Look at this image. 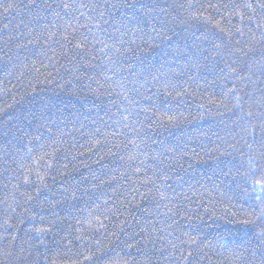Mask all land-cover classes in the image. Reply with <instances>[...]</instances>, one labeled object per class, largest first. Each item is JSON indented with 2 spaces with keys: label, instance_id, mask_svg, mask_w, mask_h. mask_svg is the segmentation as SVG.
<instances>
[{
  "label": "trees",
  "instance_id": "1",
  "mask_svg": "<svg viewBox=\"0 0 264 264\" xmlns=\"http://www.w3.org/2000/svg\"><path fill=\"white\" fill-rule=\"evenodd\" d=\"M245 2L0 0V264H170L172 243L179 264H261L264 43L252 82L225 79L264 23L222 7Z\"/></svg>",
  "mask_w": 264,
  "mask_h": 264
},
{
  "label": "snow or ice",
  "instance_id": "2",
  "mask_svg": "<svg viewBox=\"0 0 264 264\" xmlns=\"http://www.w3.org/2000/svg\"><path fill=\"white\" fill-rule=\"evenodd\" d=\"M63 7L65 9L70 10L72 8V5L65 3ZM112 7L115 8L116 5H112ZM213 7H217V6L214 5ZM222 7H225V8L231 7L234 13L239 16V19L241 22L244 21L245 13L243 10L245 9L249 13L248 15L249 20H252L257 12L261 13V19L264 20V0H246V2L243 3L242 5L233 4L231 6L223 5ZM13 8H14V5L12 3H8L4 5L5 13L12 10ZM77 8H81V9L87 8L89 13H91L93 10H99L100 19L104 20L105 18L106 13L103 10V6L100 3H80L77 5ZM81 15H86V14L81 12ZM92 19H95V17H93ZM105 22L107 21L105 20ZM85 27H87V25H85ZM96 27H100V25H96ZM255 27L257 29H260L259 37H257L255 33H253L250 36L251 43L248 44L247 51H245L243 47L237 49V53H238L237 59L233 60L230 64L225 65V68L228 70V73H229V75L225 77L226 80L232 79L234 81H240V82H245V81L252 82V77L255 75V71L251 65H245L242 62V57L248 55V52L253 50V45H255L256 43H264V23H257ZM236 31L241 33V35H243L242 28H237ZM249 31L251 32V29H249ZM51 35L55 36L56 33L53 32ZM74 39H75V29L72 27V24L69 23L67 26L64 27L63 32L60 33V40L64 42L61 44V47L67 48L68 46L71 45L75 49L79 50V52H77V55H87L88 47H89L87 40H80L79 42L73 43ZM60 40H58L57 43H59ZM101 51H103V49H101ZM116 51L118 52L119 49H116ZM62 54L66 56L67 52H64ZM109 59H111V57H109ZM260 69H261V73L264 74V65H260ZM240 91H243V88L238 89L237 87L234 86L233 88L229 89V93L232 94L233 99L236 101L235 107L239 109L241 112H243L244 105L243 103H241L243 98L239 95ZM124 99L127 100L128 97L125 96ZM246 116L247 118L251 119L253 117V112L248 111L246 113ZM261 128L262 130H264V121L261 122ZM247 131L254 132L255 126L250 127L249 129H247ZM132 143L135 144V140H133ZM248 147L251 148V145L249 144ZM251 174L255 175L254 172H252ZM160 178L162 180L166 179L167 178L166 173H161ZM257 186H259L261 191H264V181H260V180L256 181V184L253 185V187L255 188ZM29 199H31V197H29ZM105 203H107V201H105ZM256 220H259L260 223L257 224L255 220H248V219L244 220L243 223L253 224L255 225V228H259L260 231L256 234V239L264 243V211H261L259 213V215L256 217ZM100 224L102 226L103 222L100 221ZM37 231L43 232L45 230L38 229ZM143 232H144V240L148 243H151L153 246H155V242L157 239H159V237L155 233L150 232L146 228L143 229ZM13 241H14V237H13ZM183 243L187 245L197 244L194 238H189L188 240H184ZM171 247L179 250L180 256H183L184 251H186V249L181 250L180 247L174 243L171 244ZM198 248L199 246L197 244V248L192 249V251H188V256L189 257L192 256L193 252L197 251ZM161 251L166 255L167 258H169L170 264H173L172 259H171L173 257L175 258L174 264H179L180 256H177L175 252H169L167 248H163V247L161 248ZM21 252H23L22 248H21ZM29 254L31 253L29 252ZM0 255H3L4 257H9V256L14 255V253L11 249L4 248V249H0ZM253 255H255V252H253ZM84 258L86 260L91 259V257L87 255H85ZM261 264H264V249L261 250Z\"/></svg>",
  "mask_w": 264,
  "mask_h": 264
}]
</instances>
